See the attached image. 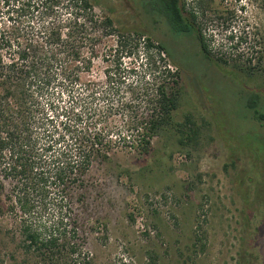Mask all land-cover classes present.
I'll return each mask as SVG.
<instances>
[{"label": "rangeland", "instance_id": "374dc122", "mask_svg": "<svg viewBox=\"0 0 264 264\" xmlns=\"http://www.w3.org/2000/svg\"><path fill=\"white\" fill-rule=\"evenodd\" d=\"M88 1L92 21L78 80L37 96L43 124L34 128L38 148L63 146L71 138L63 142L56 133L72 115L65 117L66 109L82 113L77 130L99 134L97 153L84 164L82 200L72 188L58 222L57 203L44 206L37 184L49 156L22 160L34 167L25 173L9 171L12 159L0 156V264H264V201L243 177L252 161L240 146H259V132L264 136L247 105L252 91L264 98V0H183L195 11L209 60L193 32L163 23L156 29L154 17L139 15L130 0ZM0 10V29H7L1 2ZM57 11L59 18L70 13L61 5ZM39 23L29 17L24 24L32 30ZM147 37L162 42L164 61L145 47ZM13 52L2 50L5 60ZM165 67L176 73V108L142 153L140 122L152 112L156 88L172 86ZM24 226L42 238L55 232L60 247L44 259L25 250Z\"/></svg>", "mask_w": 264, "mask_h": 264}, {"label": "trees", "instance_id": "16d2710c", "mask_svg": "<svg viewBox=\"0 0 264 264\" xmlns=\"http://www.w3.org/2000/svg\"><path fill=\"white\" fill-rule=\"evenodd\" d=\"M146 1L153 9L161 13L173 31L193 32L200 50L209 60L208 46L196 23V14L193 9H188L183 0ZM0 2L4 7L3 13L7 14V20L10 22L9 28L0 29V156H9L12 159L7 166L9 171L18 168L23 173L32 171L34 167H26L21 163L22 160L25 163L28 161L34 163L42 159V156H49L45 159L48 161L46 168L42 166L43 170L39 169L36 173L39 178L37 184L42 192V204L46 206L48 200H51L52 204L57 203L59 210L57 221L62 222L63 211L66 210L63 202L68 200L72 188L76 189L77 199L82 200L84 164L88 162L90 154L97 153L96 147L100 143L98 140L100 136L97 133H88V128L77 130V122L81 121L82 113L65 109L63 112L65 117L70 112L72 115L60 122V132H57L58 128L53 127L56 129L59 140L64 142L67 137L71 140L59 148L49 142L38 148L36 146L38 136L34 134V128L43 122L39 117V108L35 109L37 107L35 104H38L35 99L37 96H42L53 85L68 89L78 80L76 72L84 62L82 47L88 40L86 25L92 21V18H87V14L92 5L88 0H0ZM59 5L70 10L65 18H59L57 15ZM29 17L40 21L32 30H27L28 26L24 24ZM104 20L112 24V18L106 17ZM144 45L148 50L157 49L155 54L158 59L165 60L161 54L167 51L160 42L155 43L147 37L144 38ZM11 48L14 52L9 55V59L5 60L2 50H11ZM153 54H149L147 60L151 61ZM71 62L74 63L72 66L75 68L74 71L68 65ZM155 68L158 67L156 65L150 67L153 73L156 72ZM163 70L171 76L172 86L169 89L164 85L156 88L158 99L152 107V112L149 117L143 118L144 122H140L142 125L144 123L138 144L142 153L149 152L150 137L163 124L168 123L170 112L176 108L174 85L177 84V80L173 77L176 73H171L166 67ZM250 94L247 105L253 111V118L260 122L259 126L264 127V98L261 99L254 91ZM188 121L187 119V124ZM36 122L37 125H35ZM178 126L179 131L184 133L181 128L184 125L178 124ZM188 126L194 134L193 127L190 124ZM259 134L262 135L260 138L257 137V140L261 139L260 148L251 143H241L240 146L244 148L252 161L250 162L252 170L243 177L250 182L251 195L256 199L263 198L264 201V136L261 132ZM27 179L31 178L26 175L20 182L24 188ZM1 186L0 182V189ZM18 202L25 209L27 202L20 198ZM40 231L24 226L22 247L27 251L30 249L38 251L44 259L47 251L54 253V249L59 245L55 232L42 238ZM69 245L73 251L75 244L69 243Z\"/></svg>", "mask_w": 264, "mask_h": 264}, {"label": "flooded vegetation", "instance_id": "af4514ba", "mask_svg": "<svg viewBox=\"0 0 264 264\" xmlns=\"http://www.w3.org/2000/svg\"><path fill=\"white\" fill-rule=\"evenodd\" d=\"M130 1H132L134 3L135 9L137 8L139 15L142 16V15H145V14L146 15L151 14L154 17V19L152 21H153V24L155 25L156 29L158 27H160V24L162 25V23L165 24V25H167L164 17L161 15V13H159L158 11H156L155 9H153L147 3L146 0H130ZM161 28H163V27H161ZM161 44H162V42H161ZM166 54H168V53H166Z\"/></svg>", "mask_w": 264, "mask_h": 264}]
</instances>
